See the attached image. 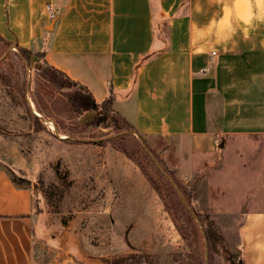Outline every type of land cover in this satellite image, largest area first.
Listing matches in <instances>:
<instances>
[{
  "label": "crops",
  "instance_id": "0c3cea01",
  "mask_svg": "<svg viewBox=\"0 0 264 264\" xmlns=\"http://www.w3.org/2000/svg\"><path fill=\"white\" fill-rule=\"evenodd\" d=\"M0 34L112 96L143 137L173 138L179 174L205 169L211 208L241 217V264H264V0H0ZM35 207L0 166V264H102L100 247L38 237Z\"/></svg>",
  "mask_w": 264,
  "mask_h": 264
},
{
  "label": "rangeland",
  "instance_id": "374dc122",
  "mask_svg": "<svg viewBox=\"0 0 264 264\" xmlns=\"http://www.w3.org/2000/svg\"><path fill=\"white\" fill-rule=\"evenodd\" d=\"M43 65L38 53L27 57L0 40V166L31 180L38 237L44 226L49 237L66 236L86 255L100 247L102 264L128 257L135 264H241V217L211 208L205 169L181 176L173 138L121 130L111 113L74 106L75 88L48 80ZM103 209H111L117 227L98 222ZM39 214L46 218L41 224Z\"/></svg>",
  "mask_w": 264,
  "mask_h": 264
},
{
  "label": "trees",
  "instance_id": "16d2710c",
  "mask_svg": "<svg viewBox=\"0 0 264 264\" xmlns=\"http://www.w3.org/2000/svg\"><path fill=\"white\" fill-rule=\"evenodd\" d=\"M0 40L2 42L7 43V44L12 43L10 40L6 39L1 34H0ZM17 46L27 57H29V54H31L33 52L30 49L21 47L19 45H17ZM36 53H38L40 55V58L43 59L44 65L42 66L43 68H41V73L43 76H45L46 78H48V80L52 81L53 83H55L59 86L63 87V86H65L66 83H68L67 86L71 85L72 87L75 88V91H74L75 93H72V95L69 98V100L71 101V103L74 106H77L78 108L82 107V108H87V109H90L91 107L101 108L104 112L103 115L105 117L109 118L110 113L112 114V116L114 118V122H116L115 125L117 128H119L121 130L133 129V130L138 132L137 128L131 122H129L124 116H122L117 110H115V108L113 106V97L112 96L105 99L101 103L96 102L94 96L92 95L91 91L88 88H86L85 86H83L79 82L72 80L63 71H61V70L57 69L56 67L52 66L51 64H49L48 61L45 59L43 53H41V52H36ZM77 87H79V90ZM36 119H37V121H40V119L38 117ZM118 121H119V123H117ZM9 172L11 174V178L16 183V185L22 186L25 188H29V186H27L26 184H29L31 182L30 179L24 178L23 176L16 174L11 169H9ZM167 172L169 173L170 176H172L174 178L172 173H170L169 171H167ZM174 179H176V178H174ZM49 186L51 187L52 185H49ZM180 187L183 190V193L187 197L188 201H193L192 190L188 186L184 187L182 184L180 185ZM44 189H45V191L43 190V194L46 195V189L47 188L44 187ZM48 189H49V187H48ZM31 192H32L33 198H34L35 194H34L33 190H31ZM199 216L203 222H207V223L209 222L211 227L215 226L212 221H209L208 216H204L201 214H199ZM135 263H137V260H135L133 257H128L127 259L123 260L121 264H135Z\"/></svg>",
  "mask_w": 264,
  "mask_h": 264
},
{
  "label": "built area",
  "instance_id": "2783aa9c",
  "mask_svg": "<svg viewBox=\"0 0 264 264\" xmlns=\"http://www.w3.org/2000/svg\"><path fill=\"white\" fill-rule=\"evenodd\" d=\"M48 12H49V16L51 18H55L56 17V12L54 11L53 7L51 5L48 6Z\"/></svg>",
  "mask_w": 264,
  "mask_h": 264
},
{
  "label": "water",
  "instance_id": "95a60500",
  "mask_svg": "<svg viewBox=\"0 0 264 264\" xmlns=\"http://www.w3.org/2000/svg\"><path fill=\"white\" fill-rule=\"evenodd\" d=\"M164 174H165L166 176H168L166 172H164ZM168 177H169V176H168ZM192 213H193V211H192Z\"/></svg>",
  "mask_w": 264,
  "mask_h": 264
}]
</instances>
